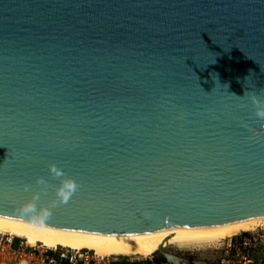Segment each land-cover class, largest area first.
Segmentation results:
<instances>
[{
  "label": "water",
  "instance_id": "water-1",
  "mask_svg": "<svg viewBox=\"0 0 264 264\" xmlns=\"http://www.w3.org/2000/svg\"><path fill=\"white\" fill-rule=\"evenodd\" d=\"M260 89L264 0H0V225L130 246L264 217ZM52 163L79 190L35 230Z\"/></svg>",
  "mask_w": 264,
  "mask_h": 264
},
{
  "label": "bare ground",
  "instance_id": "bare-ground-1",
  "mask_svg": "<svg viewBox=\"0 0 264 264\" xmlns=\"http://www.w3.org/2000/svg\"><path fill=\"white\" fill-rule=\"evenodd\" d=\"M261 227H264V217L247 218L216 228L175 230L151 242L130 246L68 241L35 235L4 225H0V232L9 233L13 236L24 239L26 243L31 246L41 244L47 248L62 247L71 250H89L95 255L102 257H147L156 253L160 247L165 248L168 245H173L179 248L209 246L219 243L226 238L254 232Z\"/></svg>",
  "mask_w": 264,
  "mask_h": 264
},
{
  "label": "built area",
  "instance_id": "built-area-1",
  "mask_svg": "<svg viewBox=\"0 0 264 264\" xmlns=\"http://www.w3.org/2000/svg\"><path fill=\"white\" fill-rule=\"evenodd\" d=\"M262 239L259 232H248L229 238L222 244L216 264H251V256L258 249L257 241ZM221 254V253H220ZM153 255V254H152ZM136 257V256H135ZM127 264H161L151 255L130 259ZM0 264H117L110 257L95 255L89 250L68 248H47L41 244L28 245L24 239L0 232Z\"/></svg>",
  "mask_w": 264,
  "mask_h": 264
},
{
  "label": "clouds",
  "instance_id": "clouds-1",
  "mask_svg": "<svg viewBox=\"0 0 264 264\" xmlns=\"http://www.w3.org/2000/svg\"><path fill=\"white\" fill-rule=\"evenodd\" d=\"M243 97H247L251 101L255 109L254 115L259 119H264V89H260L258 93L255 91H245ZM48 171L53 179L59 180V184L53 186L49 184L45 177H37L36 184L40 186L39 191L33 192L31 199L16 209L19 215L25 217L26 222L35 230H46V222L52 216V209L57 204H67L79 190L78 183L73 178L66 176L63 169L55 163L48 165ZM49 187H54L55 199L48 206L39 205L38 207L41 194H46ZM30 188V185H24L25 191H29Z\"/></svg>",
  "mask_w": 264,
  "mask_h": 264
},
{
  "label": "rangeland",
  "instance_id": "rangeland-1",
  "mask_svg": "<svg viewBox=\"0 0 264 264\" xmlns=\"http://www.w3.org/2000/svg\"><path fill=\"white\" fill-rule=\"evenodd\" d=\"M255 232V231H254ZM256 232H259L262 235V239L257 241L258 249L254 251L253 256H251V264H264V227L258 228ZM243 235V234H242ZM239 236V235H237ZM234 236V237H237ZM231 237V238H234ZM229 238L222 240L219 243L202 246V247H190V248H179L173 245H168L163 248V252L168 254H173L175 256L181 257L185 260L189 261H205L210 263H218L220 257H223L222 251H220L222 244L226 242ZM221 253V254H220ZM155 260H160L162 258L158 252L151 255ZM137 257V256H136ZM135 256H118V257H110V259L114 260L117 264H127L126 262L130 259L135 260ZM139 257V256H138Z\"/></svg>",
  "mask_w": 264,
  "mask_h": 264
},
{
  "label": "flooded vegetation",
  "instance_id": "flooded-vegetation-1",
  "mask_svg": "<svg viewBox=\"0 0 264 264\" xmlns=\"http://www.w3.org/2000/svg\"><path fill=\"white\" fill-rule=\"evenodd\" d=\"M160 261H163V259H162V258H160Z\"/></svg>",
  "mask_w": 264,
  "mask_h": 264
}]
</instances>
